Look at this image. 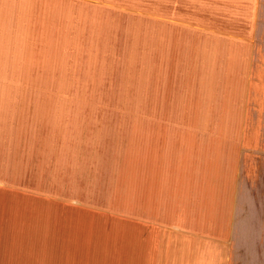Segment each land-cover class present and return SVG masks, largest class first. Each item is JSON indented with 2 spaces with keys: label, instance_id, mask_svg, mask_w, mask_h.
Segmentation results:
<instances>
[{
  "label": "crops",
  "instance_id": "1",
  "mask_svg": "<svg viewBox=\"0 0 264 264\" xmlns=\"http://www.w3.org/2000/svg\"><path fill=\"white\" fill-rule=\"evenodd\" d=\"M255 20L153 14L150 108L79 113L48 96L41 33L0 19V241H44L39 264H264Z\"/></svg>",
  "mask_w": 264,
  "mask_h": 264
},
{
  "label": "rangeland",
  "instance_id": "2",
  "mask_svg": "<svg viewBox=\"0 0 264 264\" xmlns=\"http://www.w3.org/2000/svg\"><path fill=\"white\" fill-rule=\"evenodd\" d=\"M185 2L0 0V19L19 20L25 28L41 33L46 45L47 93L68 99L57 103L63 110L134 111L150 108L153 14H194L207 27L242 30L249 27L245 20L253 8L254 30L260 37L256 62L264 63V0ZM167 23L154 21L157 30ZM44 245V241H0V264H39L48 255Z\"/></svg>",
  "mask_w": 264,
  "mask_h": 264
}]
</instances>
